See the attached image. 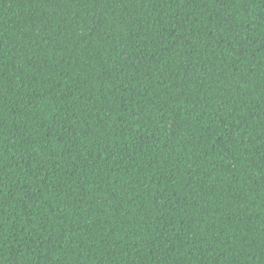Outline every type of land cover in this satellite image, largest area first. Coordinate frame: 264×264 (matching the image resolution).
Listing matches in <instances>:
<instances>
[{
  "label": "trees",
  "instance_id": "trees-1",
  "mask_svg": "<svg viewBox=\"0 0 264 264\" xmlns=\"http://www.w3.org/2000/svg\"><path fill=\"white\" fill-rule=\"evenodd\" d=\"M0 264H264V0H0Z\"/></svg>",
  "mask_w": 264,
  "mask_h": 264
}]
</instances>
